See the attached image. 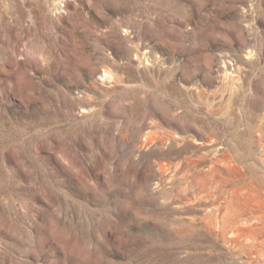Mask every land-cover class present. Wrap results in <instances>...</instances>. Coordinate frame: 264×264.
<instances>
[{
	"label": "rangeland",
	"instance_id": "1",
	"mask_svg": "<svg viewBox=\"0 0 264 264\" xmlns=\"http://www.w3.org/2000/svg\"><path fill=\"white\" fill-rule=\"evenodd\" d=\"M0 264H264V0H0Z\"/></svg>",
	"mask_w": 264,
	"mask_h": 264
}]
</instances>
